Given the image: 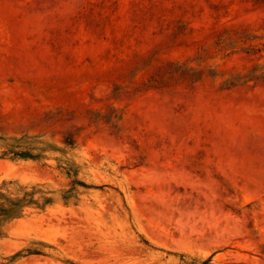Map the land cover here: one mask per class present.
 Returning a JSON list of instances; mask_svg holds the SVG:
<instances>
[{
  "label": "rangeland",
  "instance_id": "1",
  "mask_svg": "<svg viewBox=\"0 0 264 264\" xmlns=\"http://www.w3.org/2000/svg\"><path fill=\"white\" fill-rule=\"evenodd\" d=\"M0 264H264V0H0Z\"/></svg>",
  "mask_w": 264,
  "mask_h": 264
}]
</instances>
